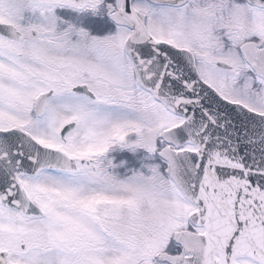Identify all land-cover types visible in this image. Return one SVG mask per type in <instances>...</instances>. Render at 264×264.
<instances>
[{
  "label": "snow or ice",
  "instance_id": "snow-or-ice-1",
  "mask_svg": "<svg viewBox=\"0 0 264 264\" xmlns=\"http://www.w3.org/2000/svg\"><path fill=\"white\" fill-rule=\"evenodd\" d=\"M0 264H264V0H0Z\"/></svg>",
  "mask_w": 264,
  "mask_h": 264
}]
</instances>
